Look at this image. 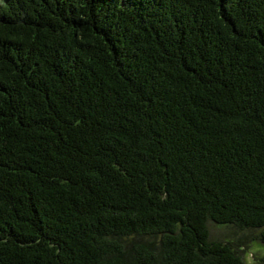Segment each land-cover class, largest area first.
Wrapping results in <instances>:
<instances>
[{
  "label": "trees",
  "instance_id": "16d2710c",
  "mask_svg": "<svg viewBox=\"0 0 264 264\" xmlns=\"http://www.w3.org/2000/svg\"><path fill=\"white\" fill-rule=\"evenodd\" d=\"M210 224L264 243V0H0V264H246Z\"/></svg>",
  "mask_w": 264,
  "mask_h": 264
},
{
  "label": "rangeland",
  "instance_id": "374dc122",
  "mask_svg": "<svg viewBox=\"0 0 264 264\" xmlns=\"http://www.w3.org/2000/svg\"><path fill=\"white\" fill-rule=\"evenodd\" d=\"M211 238L213 240H223L231 241L237 245L245 252L243 253V258L246 264H262V259L264 258V243L262 242H252L250 239L246 240L244 243L243 232L237 231L233 228L218 226L215 224H210Z\"/></svg>",
  "mask_w": 264,
  "mask_h": 264
}]
</instances>
